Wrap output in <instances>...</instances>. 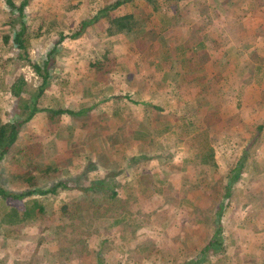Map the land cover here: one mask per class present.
<instances>
[{
  "label": "rangeland",
  "instance_id": "374dc122",
  "mask_svg": "<svg viewBox=\"0 0 264 264\" xmlns=\"http://www.w3.org/2000/svg\"><path fill=\"white\" fill-rule=\"evenodd\" d=\"M23 1L14 0L18 6ZM105 1L27 0L24 21L31 26L32 32L42 35L33 40L27 59L21 57L23 53L13 47L12 41V25L19 28L22 21L14 22L15 17L9 14L6 0H0V124L22 121L27 116L26 113L23 117L18 110L21 99L10 95V88L20 78L27 81L29 90L23 99L32 100V103L37 100L38 107L76 110L77 106L83 111L82 116H67V120L48 113L43 119L35 116L21 129L16 149L22 152L14 158L8 155L0 164V188L8 194L51 190L64 182L70 186L69 189L59 186L58 194L40 199L49 216L36 222L26 217L25 205L28 207V201L37 196L5 200L0 189V264H162L160 258L176 264L184 261L181 249L191 250L194 245L203 248L217 230L219 238L232 247V264H264V183L259 184L260 188L254 187L260 179L257 175L264 174V152L258 142L252 145L249 141L254 137L253 130L258 122H249L245 116L257 90L264 89L247 88L246 96L241 91L238 101H232L239 87H230L231 65L218 64L213 40L216 25L222 22L227 25L223 28L225 33L229 31L232 18L235 17L238 27L241 25L239 19H243L246 12L250 10V14L257 15L262 9L254 8L255 0L249 3L248 10L241 6L230 10L229 2L225 0H160V11L155 12L145 0H135L130 10L147 21V32L140 38L127 32L110 39L103 31L106 20H101L96 26H89L79 38L61 43L59 52L48 60L49 49L58 41V32L53 30L47 34V29L54 26L64 34L74 33L82 21L91 19L102 9ZM258 4L262 5L261 2ZM163 18L170 21L165 30ZM199 42H204L203 46L199 47ZM229 44L226 38L223 48L228 50ZM94 58L106 63L113 61V71H90L89 64ZM29 60L41 66L50 64L51 72L43 95H39L42 77L37 75ZM157 61L166 68H156ZM201 64L204 66L196 68ZM171 69L173 79L182 88L160 89L157 83H152L157 75ZM225 75L228 77L225 81L216 80ZM199 78L204 86H198L199 82L195 80ZM221 83L226 85L221 86ZM156 94L166 109L156 111L152 119L150 100ZM169 94L175 95L173 102L162 99ZM113 96H121L126 102L137 96L139 101L135 105L142 110L138 115L151 129L158 119L178 116L188 109L197 108L206 115L217 110L222 117L219 123L214 119L215 127L210 133L213 147L219 153V171L201 166L196 158L197 143L192 134L191 137L187 135L190 127L185 121L179 122V130L171 133L173 136L159 135L158 138L164 142H184L183 149L160 158L159 164L168 179L173 180L169 184L171 191L163 199L150 200L151 204H157L151 212L152 218L144 214L146 207L142 211L144 200H141L142 204L133 207L132 223L118 228L111 226L110 219L62 214V206L79 197L80 192L75 188L84 182L82 176L89 175H81L82 169L94 167L89 162L84 163L81 155L94 158L95 168L101 172L103 167L120 172L112 163L128 165L127 158L148 160L150 166L154 143L145 136L136 138L127 134L130 130L125 133L126 124L117 127L119 123L113 117ZM199 96L208 100L207 106L201 107L195 102ZM171 109L174 110L170 112ZM232 116L238 118L231 119ZM59 122L63 124L60 130L55 128ZM165 123L162 121L160 125ZM72 124L76 131L74 135L69 127ZM232 127L239 128L238 135ZM157 129L160 130L159 125ZM144 134L152 138L151 131ZM94 141L101 144L98 154L91 152L90 144ZM106 142L110 144L108 147ZM234 143L236 147L231 151ZM244 146H255L254 151L250 150L249 158V152H243ZM167 157L172 159L168 161ZM173 159L178 161L176 167L170 166ZM203 175L206 176L204 182L200 180ZM143 176L147 181V175ZM237 179L238 184H233ZM196 180L200 183L195 184ZM167 223L169 227L163 228ZM86 232L90 236L81 238V233L85 235ZM137 232L141 235L136 244ZM148 236L150 241H140ZM56 238L68 245L67 255L59 253L61 248L55 242ZM90 238L96 241L94 245L90 243L89 246ZM157 238L162 245L152 248L151 242ZM72 244L75 245L69 248ZM68 250L73 251L71 256ZM143 256H148L149 262H145Z\"/></svg>",
  "mask_w": 264,
  "mask_h": 264
},
{
  "label": "trees",
  "instance_id": "16d2710c",
  "mask_svg": "<svg viewBox=\"0 0 264 264\" xmlns=\"http://www.w3.org/2000/svg\"><path fill=\"white\" fill-rule=\"evenodd\" d=\"M134 1L135 0H106L102 9L98 13H96V15H94L91 19L82 21L80 28L76 32L69 33L68 35L64 34L63 31L58 30L54 26L49 27L46 33L50 34L53 30L58 32V41L54 42L49 49L50 51L48 54V60L52 59L56 55V53L59 52L61 43H63L67 39L79 38L83 34V32L88 29L89 26H96L101 20H106V28L103 31L110 39L127 32H130L136 39L140 38L147 32V21L145 18H143L142 15L134 13L130 10L131 4ZM145 1L148 4L152 5L155 12L160 11V0ZM6 6L9 10V14H11V16L14 15V22L22 21L19 28L15 29L14 24L12 25L13 47L17 51L23 53L21 54L22 58L29 59V50L32 46L33 40L42 37V35H38L32 32L30 30L31 26L27 25L24 21L25 8L28 6V2L27 0H24L21 5L18 6L14 2V0H6ZM169 22L170 21L163 18V30L167 28V24ZM30 62L37 75L42 77V86L39 88V95H43L45 87L46 85H48L47 81L51 72L50 64L46 63L44 66H41L38 63H34L32 61ZM112 62L106 63L98 60L97 58H94L89 64L90 71H93V73H100L107 70L110 73L114 68ZM174 82L177 83V80L174 79ZM27 85V81H25L24 78H20L17 79L10 88V95L13 98L21 99V102L19 101L20 104L18 106L20 114L24 117L27 113V116L22 121L0 124V164L4 162L5 158L8 155H11L14 158L16 154L22 152L16 149L21 129L24 124L32 120L38 113L46 112L52 115V117L56 118L64 114L71 116L74 115V113L69 110H54L49 106L40 108L38 107L37 100L32 103V100L23 99L26 95L29 94ZM112 99L114 100L113 102H115V114H118V112L121 109H124L126 105L132 106L134 102H138V100L132 102L130 98V100H128L125 104L124 102H122L124 98L121 96H113ZM122 103L125 106L121 107L120 109L119 104ZM198 104L199 106L204 107L208 105V102L201 101V103ZM186 113L189 114L190 112L187 111ZM186 113H184V117H186ZM216 116H218V113L215 111L209 112L207 115L202 116V118L200 119L196 116H192L187 121V125H189L190 127L188 135L191 136L192 134V137L197 143L196 158L201 162V164L210 168L218 169L215 161V149L210 140V132L215 127L213 125V121L214 119H216ZM204 121L208 122V126H203V123H205ZM135 123H138V127L140 129L142 127L144 128V131L147 130L148 125L143 120L138 122L135 121ZM198 126L201 127V130L199 132L193 133L196 128L198 130ZM81 159H83L84 163L89 162L90 159L93 160L89 155H81ZM77 167H79V164ZM104 178L105 176H99V178L97 177L92 180H88L87 178L84 179V182H80L81 184L77 185L75 188L80 192L79 197H76L68 204L63 205L62 214L71 216L73 215L74 217L79 216L80 218L86 216H92V218L97 219L110 218L113 220L112 226L128 223L130 221V218L128 217L130 213L129 202L119 196L118 185H115V181L112 184H109L107 187L103 185L104 181H100L102 185H100V182L96 181L97 179ZM106 179L108 181H113V178L108 176H106ZM59 186H63V188L68 189L70 188V186L64 182L61 185L55 186L51 190L34 189L31 192L20 195L8 194V192L4 191L2 188L0 189L5 200H7L8 198L14 200H22L31 196H37V198L28 201V207H26L25 205L26 217L31 222H36L41 221L49 216V211L46 205H44L40 199L46 200V197L52 194H58ZM13 222L15 221H11V223ZM81 234V238L84 236L86 237V235L90 236V234L87 232L85 233V235L83 233ZM219 234L220 232L218 230L216 231V233L213 232L207 243L201 249L196 245H194L193 247L195 248L191 250L181 249L180 253L184 254V261L176 264H232V247L229 243H224L219 238ZM55 242L58 243L61 249L64 248V250H58L60 251L59 253L67 255L66 248L68 245L63 240L59 241V238H56ZM73 245L75 244L70 245L69 248ZM68 252L70 256L73 254V251L68 250ZM198 255L199 257H203H198L199 259H196Z\"/></svg>",
  "mask_w": 264,
  "mask_h": 264
},
{
  "label": "crops",
  "instance_id": "0c3cea01",
  "mask_svg": "<svg viewBox=\"0 0 264 264\" xmlns=\"http://www.w3.org/2000/svg\"><path fill=\"white\" fill-rule=\"evenodd\" d=\"M229 2V6H230V10L231 7H236V6H241L243 10H248V5L252 0H226ZM249 1V2H247ZM259 2L262 3L261 6H259ZM191 3V2H189ZM253 5L255 9L261 10L262 9V13L257 14V15H253L250 14V10L248 12H246L244 14V16L242 17L243 19H239L241 25L240 26H235V17L232 18L231 20V25L229 27V31L226 30V32H223V28H227V25H225L223 22L216 25V29H215V34L213 35V40L215 39V43H214V48L216 52V57L219 59L218 64H220V66H223L222 64H226L229 63L231 65V71L233 74V77L230 78L231 82L229 83L230 87H239V90H237L235 92V97H232V101H238V94L241 91H244L243 94L246 96L248 90H246L247 88H257L261 87L264 89V0H255L253 1ZM263 7V8H262ZM235 21V22H234ZM119 36H122L119 35ZM118 36V37H119ZM115 38V37H114ZM228 39L230 44H229V49L226 50L225 48H223L224 45V41L225 39ZM204 44V42H203ZM203 44H201V42H199L198 46L201 47L203 46ZM201 45V46H200ZM205 46V45H204ZM194 48L196 49V46H194ZM194 49V50H195ZM214 51V52H215ZM224 58V59H223ZM226 61V62H224ZM204 65H197L196 68L199 67H203ZM156 68H160L162 70L166 68V65H164L163 63L160 64L159 61H157ZM169 71H171V74L169 73ZM173 70H166L165 73L163 75H157L156 78L154 80H151L153 84L159 85L160 89H164L165 87H173L175 88V86H180L182 88V85H177V83L174 82L173 76H172ZM227 75H225L223 78H216V80L218 81H225V79H227ZM154 81V82H153ZM195 81H197V83L199 82L198 86H204V82L203 80L196 79ZM226 85V84H222L221 86ZM159 92V91H157ZM159 94V93H158ZM203 96H199L195 102L196 103H201V101H206L208 102V100L206 98H201ZM132 102L138 100L137 96H132L131 97ZM164 99L165 102H173L175 100V95L173 94H169L166 97L162 98ZM139 101V100H138ZM151 105H152V119H154L153 117L155 116V112L156 111H162V109H166L165 107L161 106L160 100L158 95H155V98H151ZM183 101L186 102L185 97H183ZM122 102H124L125 104L127 103L125 100H123ZM191 102V101H190ZM251 102V101H250ZM254 102V103H253ZM252 102V106L251 108H249V111L246 112L245 116L247 117V119L249 120V122H258L256 124V129L258 128V130H256L254 128V132L252 134V136H254L253 138H251L252 140H249L251 142L252 145H255L257 142L258 144L261 145V151L264 152V91L261 90H257V95L255 100H253ZM137 103V102H136ZM134 102V104L132 106H127L124 109H121V107L125 106L123 103L119 104V108L121 109L118 114H115V103L114 104V108H113V117L118 121L119 124H117V127H119L120 125H125L126 126V130L125 133L130 130L127 134L129 135H135L136 138H143L144 136L149 138L150 142L154 143V149H153V154L152 157L149 159L150 160V166L148 164V160H138V159H134L132 158L131 160H127L130 164L128 165H124L122 166L119 162L117 163H112V165L118 169L120 172H117L114 168L112 167H103L102 172L97 170L95 168V160L94 158H92L93 160H89V165H94V167L92 168H88L86 167L83 170V174L81 175H88V177L82 176L84 179H94V178H99V176H105L104 179H97L96 181L100 182L101 180L104 181V186L107 187L109 184H112L114 181L116 182L115 185H118V193L119 196L123 199H126L129 202V209H130V213H129V218L130 221L128 223H132L131 220V216L132 214L135 212L133 211V207L135 205H139V204H143V207L141 208L142 211L143 209L146 207L147 209V213L144 214H148L150 218L153 217V214H151L152 211L155 210L157 204L153 203L151 204L150 200L153 198H165L167 196L168 191L170 192V188H169V184L171 185V182L173 183L172 178L170 177V179H168L167 177V173L166 171H164L162 169V165L159 164L160 162V158L166 154V153H177L175 151H179V149H183L184 147V142L180 143L178 142H164L163 139H158L159 135L164 136L165 138H169V136H173L171 135V133H173L174 131L178 132L179 130V122L181 121H185V123L187 124V121L192 117V116H196L199 119L202 118V116H205L206 114H203L200 109H188L186 111H189L190 113L187 114L186 113V117H184V113L175 116V115H170V116H166L168 118L165 119H158L156 122L155 127L152 129L151 128H147V131H144V128L141 127L140 130H138V123H135V121H142L143 118H141L140 112H142V110L139 109V107ZM47 107V106H45ZM51 108V107H50ZM78 107L76 106V110H72L69 109V111L73 112L74 115L72 116H82L83 115V111L77 109ZM53 109V108H51ZM160 109V110H159ZM54 110H65V109H54ZM174 110V109H173ZM172 109L170 110V112L173 111ZM216 112L218 113V116H216V123L222 120L221 115L219 114V112L216 110ZM91 113V112H90ZM90 113L88 114L90 116ZM164 115L167 114V112H162ZM181 113V112H180ZM46 112H41L38 113L36 116L40 117V118H44L46 116ZM67 116H71V115H67L64 114L62 116L63 120H67ZM238 117H231V119H235ZM246 119V120H247ZM165 121L166 123L164 125H160V122ZM205 123H203V126H208V122L204 121ZM137 124L135 125V129L133 130V124ZM221 124V123H220ZM57 126L55 128H58L59 130L63 127V124H61V122H59L58 124H56ZM160 127V130L157 129V127ZM236 126L235 124H231ZM74 124H72L70 127V132L72 135L75 134V128L73 127ZM68 127V126H66ZM149 127V126H148ZM117 129V128H116ZM233 130L236 131V133H234L235 135H238V130L239 128H234L232 127ZM78 130V129H77ZM201 130V127L198 126V130L196 128L195 131H193V133L195 132H199ZM75 131V132H74ZM151 131V137L150 138L148 135L144 134V132H146L147 134H149ZM57 134L58 131H55ZM155 133L157 134L155 136ZM211 133V132H210ZM121 134V133H120ZM187 134V132H186ZM78 135V132H77ZM188 135V134H187ZM189 137H191L189 135ZM124 140L126 141L127 136L126 134L124 135ZM134 137V139H136ZM184 138V137H183ZM152 139H155V142H153ZM194 139V138H193ZM152 140V141H151ZM160 140V141H158ZM184 140V139H182ZM210 140H211V136H210ZM124 141V142H125ZM239 141V143H242L241 140H237ZM212 142V141H211ZM155 143L157 144V147L155 149ZM165 143L167 144V146L165 145ZM237 143V142H236ZM236 143H234V146H231L230 150L233 151L235 149V145ZM120 144V141H119ZM243 144V143H242ZM92 147L91 152L98 154L100 152V146L101 144H97L96 141H94L93 143L90 144ZM103 145L105 146V144L103 143ZM110 144H108L106 142V147H108ZM213 145V144H212ZM98 146H99V150H98ZM245 148V146H244ZM216 150L215 152V161H216V165L218 166V171H219V167H221L220 162H219V153H217V149L214 148ZM243 152L248 151V157L250 156L251 152L250 150L254 151L255 150V146H250V148H245L243 149ZM95 155V154H94ZM168 161L171 160L172 158L167 157ZM173 162H169L171 167H176V162L177 159H173ZM198 160V159H197ZM199 161V160H198ZM83 163V162H81ZM138 163H140V165H138ZM199 163L201 164V162L199 161ZM148 166H149V170H148ZM201 166L206 167L205 165L201 164ZM94 168V170H93ZM220 171L222 172L223 169L220 168ZM90 172V173H89ZM117 172L120 176V178L117 179L118 174L115 173ZM177 172V171H175ZM139 173H141L142 175H139ZM147 175V181H145L144 176L143 175ZM174 174H179V173H174ZM223 174V172H222ZM106 176L113 178V181H108L106 179ZM203 175V178H201L200 180L202 182L206 181V176ZM222 176V175H220ZM260 179H257V185H254V187L256 188H260L261 183H264V174L262 175H257ZM155 179H157V181L155 182ZM154 180V181H153ZM171 181V182H170ZM233 184H238L237 182H239V179L233 181ZM153 183L156 184L155 186H153ZM195 184H199L200 181L196 180L194 182ZM193 183V184H194ZM100 185H102V183L100 182ZM174 185V184H173ZM254 189V188H253ZM149 195V196H147ZM191 198V197H190ZM141 200H144L141 203ZM146 203V204H145ZM193 204V203H192ZM191 204V205H192ZM160 205V204H158ZM181 206V205H180ZM182 207V206H181ZM105 219H110V218H105ZM111 223V226L113 225V220L110 219L109 220ZM115 224V223H114ZM126 223L124 224H119L116 225L117 228L118 227H122L124 226ZM133 225V224H132ZM166 226H163V228H168L169 223L165 224ZM113 227V226H112ZM130 232H132L130 230ZM145 231H142V233H144ZM133 235V232H132ZM141 235V233L137 232V236L135 237V239H137L136 244L139 243V236ZM152 237V236H151ZM145 240H142V238L140 239V241H147L150 239V237H146L143 238ZM150 241V240H149ZM96 241L95 240H91V238L88 240L89 246L90 243H92V245H94ZM151 247H160L161 244V240L159 238H157L156 240H154V242H151ZM129 245V244H128ZM263 247V246H262ZM122 252L124 251V249L122 248L121 250ZM148 256H143L144 261L145 262H149V260H147ZM160 262H162V264H170L168 263L167 259L164 260L162 258H160ZM155 263V262H154ZM158 263V262H156Z\"/></svg>",
  "mask_w": 264,
  "mask_h": 264
}]
</instances>
